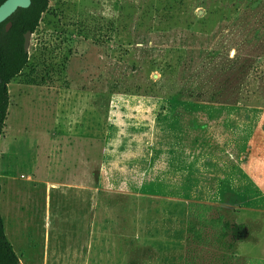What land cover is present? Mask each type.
Segmentation results:
<instances>
[{
    "label": "rangeland",
    "instance_id": "obj_1",
    "mask_svg": "<svg viewBox=\"0 0 264 264\" xmlns=\"http://www.w3.org/2000/svg\"><path fill=\"white\" fill-rule=\"evenodd\" d=\"M28 55L0 144V182L9 148L38 185L2 192L22 264H186L191 204L264 264V0H50Z\"/></svg>",
    "mask_w": 264,
    "mask_h": 264
},
{
    "label": "trees",
    "instance_id": "obj_2",
    "mask_svg": "<svg viewBox=\"0 0 264 264\" xmlns=\"http://www.w3.org/2000/svg\"><path fill=\"white\" fill-rule=\"evenodd\" d=\"M6 0H0V6ZM50 0H32L28 9H19L8 21L0 25V139L3 136L10 106L9 84L26 68L29 55L24 51L25 34H34L47 12ZM12 23L6 31L7 23ZM2 186L0 182V201ZM210 210L204 205L189 206L190 224L188 237L196 248H189L186 264H202L200 254L207 250L214 264H235L233 252L243 238L245 226L231 225L221 216L209 218L204 213ZM204 252V251H203ZM0 264H21L9 243L0 210Z\"/></svg>",
    "mask_w": 264,
    "mask_h": 264
},
{
    "label": "crops",
    "instance_id": "obj_3",
    "mask_svg": "<svg viewBox=\"0 0 264 264\" xmlns=\"http://www.w3.org/2000/svg\"><path fill=\"white\" fill-rule=\"evenodd\" d=\"M53 137L56 136V134H52ZM4 137H2L0 139V144H1V140H3ZM1 150V149H0ZM0 156H1V151H0ZM1 158V157H0ZM17 162V155L16 153H14L13 151L9 150V148H7V152L5 154V157H4V181H1V185H2V192H3V188H5V195H10L11 191L14 190L15 193H16V196L14 197V206L17 210V212L19 213H22L24 211H26L25 209V205L23 203V196H25L26 192L30 189H33L34 187H38V185H35L34 183L35 182H30V181H27L25 180V176H24V181L26 182H29V183H25L23 182L22 180H20V176L23 175V173L21 172H18L16 170V163ZM1 164L2 162H0V179L2 178V174H1ZM42 185H39V186H42V187H46L45 184H49V183H46V182H41L39 181ZM37 184V183H36ZM39 184V183H38ZM51 186H54V184H50V187ZM64 186H70L72 187V185H64ZM49 190H52L51 188H47V191ZM2 193H1V201H0V210H1V215H2V218H3V210H2ZM8 202H12L11 200H9ZM90 212H91V206H90ZM3 223H4V226H5V221H4V218H3ZM5 231H6V235H7V229H6V226H5ZM45 234H44V238H47V236H49L50 233L47 232V224L45 225ZM20 260V259H19ZM21 263V262H20ZM22 264V263H21Z\"/></svg>",
    "mask_w": 264,
    "mask_h": 264
},
{
    "label": "water",
    "instance_id": "obj_4",
    "mask_svg": "<svg viewBox=\"0 0 264 264\" xmlns=\"http://www.w3.org/2000/svg\"><path fill=\"white\" fill-rule=\"evenodd\" d=\"M32 0H6L0 6V25L8 21L19 9H28L31 6ZM12 23H7L6 31H10ZM31 32L25 34L24 51L29 53L31 46ZM2 80L0 78V86Z\"/></svg>",
    "mask_w": 264,
    "mask_h": 264
},
{
    "label": "flooded vegetation",
    "instance_id": "obj_5",
    "mask_svg": "<svg viewBox=\"0 0 264 264\" xmlns=\"http://www.w3.org/2000/svg\"><path fill=\"white\" fill-rule=\"evenodd\" d=\"M32 34V33H31ZM33 35V34H32Z\"/></svg>",
    "mask_w": 264,
    "mask_h": 264
}]
</instances>
